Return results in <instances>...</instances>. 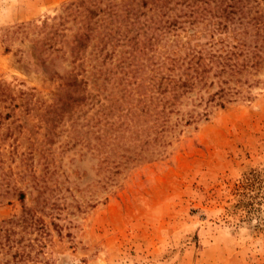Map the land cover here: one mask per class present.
<instances>
[{
    "label": "rangeland",
    "instance_id": "1",
    "mask_svg": "<svg viewBox=\"0 0 264 264\" xmlns=\"http://www.w3.org/2000/svg\"><path fill=\"white\" fill-rule=\"evenodd\" d=\"M79 1L84 10L99 0H0V225L14 221L0 264H264V65L248 98L189 122L171 114L165 131L133 118L137 138L115 106L126 47H108L104 59L98 22L72 55L84 13L66 8ZM110 1L115 30L141 4L101 7ZM146 2L149 16L156 0ZM250 3L264 21V0ZM70 75L84 95L99 93L97 105L58 111ZM26 208L37 223L18 220Z\"/></svg>",
    "mask_w": 264,
    "mask_h": 264
},
{
    "label": "trees",
    "instance_id": "2",
    "mask_svg": "<svg viewBox=\"0 0 264 264\" xmlns=\"http://www.w3.org/2000/svg\"><path fill=\"white\" fill-rule=\"evenodd\" d=\"M100 1L103 0L89 3L84 10H80L84 7L80 1L67 6L68 10L74 7L75 11L84 13L71 50L77 58L88 47L96 37L98 22L104 26L100 33V53L106 50L104 59L110 55L108 47L112 51L126 47L123 52L126 56L116 66L121 100L115 106L124 116L120 124L123 131H132L138 138L140 134L132 129L139 128V124L133 118L142 119V115L146 117L143 124L150 121L149 128L165 131L170 126L171 114L178 113L179 120L185 115L189 122L197 117L206 118L212 105L223 106L225 102L249 97V91L243 93V89L256 82L253 75L264 65V21L261 15L254 14L250 0H156L149 16L147 11H140L147 6L146 0H140L136 8L125 10V18L118 21L116 30L108 23L120 14L111 1L104 7ZM121 22L129 26L125 33L120 32ZM185 31L186 41L170 40ZM162 42L167 50L155 54ZM144 58L147 59L142 61ZM147 67L151 73L144 75ZM82 83L75 76H68L64 83L67 92L60 97L59 112H73L83 101L89 102L90 107L97 105L99 100L95 101V96L99 93L92 97L84 95ZM99 111L101 116H108L100 108ZM126 120L133 122V126L125 123ZM149 142L148 139L145 144ZM20 198L24 199V195ZM18 220L37 223L36 211L24 209ZM12 223L13 220H5L0 225V247L9 242L6 226Z\"/></svg>",
    "mask_w": 264,
    "mask_h": 264
}]
</instances>
